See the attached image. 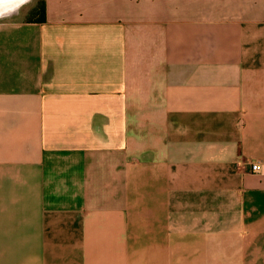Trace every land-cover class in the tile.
<instances>
[{
	"label": "crops",
	"instance_id": "0c3cea01",
	"mask_svg": "<svg viewBox=\"0 0 264 264\" xmlns=\"http://www.w3.org/2000/svg\"><path fill=\"white\" fill-rule=\"evenodd\" d=\"M44 11L0 19V264H264V0Z\"/></svg>",
	"mask_w": 264,
	"mask_h": 264
},
{
	"label": "clouds",
	"instance_id": "9594fccd",
	"mask_svg": "<svg viewBox=\"0 0 264 264\" xmlns=\"http://www.w3.org/2000/svg\"><path fill=\"white\" fill-rule=\"evenodd\" d=\"M31 3L32 0H0V19L10 18L13 14H18L24 5Z\"/></svg>",
	"mask_w": 264,
	"mask_h": 264
},
{
	"label": "rangeland",
	"instance_id": "374dc122",
	"mask_svg": "<svg viewBox=\"0 0 264 264\" xmlns=\"http://www.w3.org/2000/svg\"><path fill=\"white\" fill-rule=\"evenodd\" d=\"M40 3V0H32L31 4L24 5L20 10L18 14H13L12 17H25L28 15H36L37 11L31 10L32 6L38 7V4Z\"/></svg>",
	"mask_w": 264,
	"mask_h": 264
},
{
	"label": "trees",
	"instance_id": "16d2710c",
	"mask_svg": "<svg viewBox=\"0 0 264 264\" xmlns=\"http://www.w3.org/2000/svg\"><path fill=\"white\" fill-rule=\"evenodd\" d=\"M31 10L37 11V14L36 15H28V16H25L24 18H27V19H43L45 17L44 0H40L38 7L32 6Z\"/></svg>",
	"mask_w": 264,
	"mask_h": 264
},
{
	"label": "built area",
	"instance_id": "2783aa9c",
	"mask_svg": "<svg viewBox=\"0 0 264 264\" xmlns=\"http://www.w3.org/2000/svg\"><path fill=\"white\" fill-rule=\"evenodd\" d=\"M251 167L253 170H258L260 168V164L258 161H256L251 164Z\"/></svg>",
	"mask_w": 264,
	"mask_h": 264
}]
</instances>
